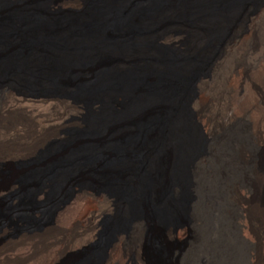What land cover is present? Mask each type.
I'll list each match as a JSON object with an SVG mask.
<instances>
[{
	"label": "bare ground",
	"instance_id": "1",
	"mask_svg": "<svg viewBox=\"0 0 264 264\" xmlns=\"http://www.w3.org/2000/svg\"><path fill=\"white\" fill-rule=\"evenodd\" d=\"M13 1L0 0V69L12 75L0 85L1 111L62 102L72 104L76 114L84 109L66 93L18 91L16 82L26 77L65 90L76 86L88 98L83 103L87 111L102 104L91 112L103 122L140 120L104 143L90 139L95 134L87 125L69 150L44 157L47 139L22 159L29 163L35 202L36 196L47 198L51 184L59 189L62 175L93 165L92 176H110L118 191L77 183L53 208L51 220L38 228L13 233L8 221H0V258L16 257L15 264H65L61 261L68 252L89 249L101 239L105 220L115 218L98 264H264V187L258 201L248 200L255 190L250 176L264 179L261 168H249L255 146L264 148V2L245 14L209 71L189 85L177 74L153 79L154 72L121 73L109 61L116 51L140 48L141 24L171 8L174 0H68L67 5L85 9L67 22L55 19L50 6L40 2ZM227 1L213 0L209 9L224 15L234 7ZM237 50L239 58L229 65ZM86 60L92 69L77 74L78 65L89 69ZM32 61L35 65H29ZM222 73L230 78L228 95L237 102L224 116L223 126L232 128L221 138L201 110ZM119 98L125 102L122 111L115 106ZM19 175L11 171L0 190L19 191ZM251 210L258 218L251 217ZM167 220L171 224L164 229L157 226ZM150 238L190 243L185 251L156 260L148 253Z\"/></svg>",
	"mask_w": 264,
	"mask_h": 264
},
{
	"label": "rangeland",
	"instance_id": "2",
	"mask_svg": "<svg viewBox=\"0 0 264 264\" xmlns=\"http://www.w3.org/2000/svg\"><path fill=\"white\" fill-rule=\"evenodd\" d=\"M20 1L21 0H14L13 2L17 3ZM22 1L25 4L40 2L43 5L50 6L54 18L64 22L75 19V16L82 13L85 9L84 5L81 7L67 5L66 2L68 0ZM82 1L85 2L86 0ZM174 2L171 8L163 12L157 18L148 20L145 24H141L143 32L140 36L142 42L140 48L116 51L110 56L109 61L115 64L121 73H134L138 76H145L147 73L154 72L153 79L165 74H177L189 85L193 82L197 83L199 79L209 71L214 58L222 49L227 39L239 28L245 14L255 6L261 5L264 0H229L227 2L230 6L234 5V7L231 8V11L224 13V15H215L209 9L211 8L213 0H174ZM24 3L20 2V4ZM239 55L240 50L235 51L232 54L233 57L231 56L229 60V65L233 61H236ZM83 63L87 64L89 69L83 70L79 68L78 65L75 71L77 74L83 72L84 75H86L89 73L90 69H92L93 66L90 65L91 63H89L88 60ZM29 65H35L34 61ZM11 77L12 75L8 71L0 69V85L10 80ZM229 79L230 78L224 73L220 75V78L211 88L212 91L210 90L209 92L208 100L201 110V115L206 114L203 116L204 118L209 119L212 123L214 122L213 124L217 129L216 133L218 135L220 134L221 136H219L221 138L232 128L230 126H223L224 116L231 108L236 106L234 103L237 102L228 95L229 91L227 87L228 84L231 83ZM220 81L222 83H220ZM16 88L18 91L25 93H36V91L38 94L47 92L66 93L68 94L67 99L69 101H79L84 109L80 114H76L73 113L70 108V106L74 107L72 104L62 102L58 105L57 103L53 105L45 104L43 107L22 106L8 112L0 110V188L5 186V179L11 171L20 174L17 183L20 188L19 191L10 195V191L0 190V221H8L9 227L13 233L24 229L32 230L38 228L51 220L53 208H55L65 192L77 183L108 189L116 194L118 190L113 184L114 182H112L110 176L105 175L104 178L101 179L92 176V171L89 169H92L93 165L88 169H76L68 172V174L62 175L58 180L60 188L56 189L55 184H51L47 198L40 201L36 196L35 202V198H33L32 195L34 186L31 176L29 175L30 167L27 165L29 163H25V160L22 159L33 156L35 151H37L36 148H39L47 139H49V143L41 149L43 150V154L41 155L44 157L69 150L71 148L70 141L73 139H81L82 132L89 126L90 132L95 134L90 138L92 141L104 143L117 139L128 133L131 129H134L136 126L134 123H137L140 118L137 120H126L127 122H115L114 120L103 122V120H98L94 118L91 110H95V113L98 112L102 104H96L93 109L87 111L83 103H86L88 98L85 96L84 92L79 90L76 86L65 90V88L56 85L41 83L34 79L24 77L19 78L18 82H16ZM218 91H220V93H218ZM211 98L213 100H211ZM106 102L109 103V100L107 99ZM107 103L104 104V109L108 107ZM124 103L123 99L119 98L115 106L118 110L122 111L125 107ZM46 108L48 111H44L47 110ZM246 121L250 122L251 118L248 117ZM233 125L235 126L234 129L238 128V126L240 127V123ZM13 128H15L14 131L12 130ZM30 130H32V133ZM203 133L204 132H202V134ZM26 137L28 138L26 139ZM206 137L208 138V136ZM24 142H26L27 145ZM21 146H23L25 150ZM17 147L21 148L18 150L16 149ZM17 153L18 156L15 155ZM27 153L30 154L27 155ZM263 156L264 148L259 149L255 146V150L251 153V162L249 164L251 171L254 168L256 169V167L264 171ZM258 157L259 164L255 166L256 158ZM250 177V182L255 187V190L252 196L250 195L248 197V200L256 202V200L258 201L260 196H262L261 190L264 187V179L263 177H259L258 179L252 176ZM12 204L17 206V211L13 213L11 212ZM246 209L248 210L250 208L247 206ZM256 213L255 210H251L250 214L253 219L258 218ZM171 220L173 221L174 219ZM170 224L171 221L169 220L160 221L157 226L164 229ZM114 230L115 218H107L105 220V231L97 243H94L89 249L81 252L78 251L82 249L68 252L61 263L65 261V264H98L105 252L104 250L107 243L111 239L112 231ZM189 243L190 241L188 239H182L163 244L150 238L146 245L148 253L154 259L163 260L170 253L185 251L188 249ZM72 253L73 255L69 257ZM15 258L2 257L0 258V264H15ZM4 259L6 260L4 261Z\"/></svg>",
	"mask_w": 264,
	"mask_h": 264
}]
</instances>
